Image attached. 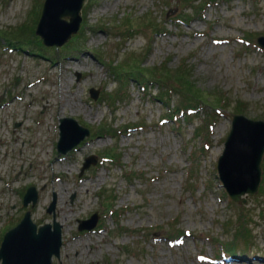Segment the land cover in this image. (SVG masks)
I'll use <instances>...</instances> for the list:
<instances>
[{
    "label": "rangeland",
    "instance_id": "rangeland-1",
    "mask_svg": "<svg viewBox=\"0 0 264 264\" xmlns=\"http://www.w3.org/2000/svg\"><path fill=\"white\" fill-rule=\"evenodd\" d=\"M43 4L44 0H0L2 34L21 27H27L28 34L36 32ZM196 4L206 7L202 19L189 26L180 22L179 27L169 20L173 33L166 35H153V28L142 21L147 14L158 22L178 17L183 10L193 15L183 0H84L78 32L60 46L46 45L44 56L14 49L0 38V245L5 232L31 210L38 226L55 220L62 225L61 256H54L52 264H225L234 254H220L221 259L216 255L242 222L251 228V249L239 252L243 258L234 264H264V194L259 189L244 194L245 202L231 201L217 172L234 116L264 120V49L258 43L264 36V0ZM129 15L135 20L132 25L142 26L130 36ZM243 36L251 44L242 45ZM34 45L32 49H40ZM85 49H90L88 56ZM70 57L84 58L89 66L67 69ZM132 57L143 59L145 68L167 62L173 70L187 60L196 84L223 92L230 100L228 108L209 110L210 119L207 109H201L177 128L164 120L167 110L153 97L157 86L146 93L133 81L128 98L113 104L108 94L117 83L111 74ZM53 62L58 63L55 69L50 67ZM68 77L72 85L65 90L66 100H61L62 79ZM92 88L99 92L97 98L92 97ZM238 102L244 104L241 113L234 112ZM178 103L175 97L172 105ZM66 116L76 118L91 134L59 154L60 119ZM104 124L117 135L95 137ZM134 124L143 127L120 135L119 129ZM14 130L20 138L34 140L29 153L11 150ZM2 139L7 144H1ZM105 147L114 148L118 159L102 162ZM45 151L49 155L43 158ZM8 156L10 163H5ZM87 158L91 164L83 170ZM51 162L57 167L52 169ZM52 180L68 188L65 194L44 188ZM30 186L37 188L39 200L35 206H24ZM101 193L112 194L114 202L104 205ZM53 200L56 205L49 212ZM64 201L70 209L67 219L57 215ZM111 203L117 212L106 214ZM123 207L127 209L122 211ZM96 213L97 226L80 231L79 220ZM184 230L179 241L166 238ZM79 239L81 243L70 245Z\"/></svg>",
    "mask_w": 264,
    "mask_h": 264
},
{
    "label": "water",
    "instance_id": "water-1",
    "mask_svg": "<svg viewBox=\"0 0 264 264\" xmlns=\"http://www.w3.org/2000/svg\"><path fill=\"white\" fill-rule=\"evenodd\" d=\"M84 0H45L36 34L47 46H60L78 32L82 22L80 14ZM64 17H69V20ZM264 48V36L258 39ZM19 82V79L17 80ZM98 91L91 89L92 97L97 98ZM60 139L57 149L66 154L80 144L91 131L81 125L76 118L66 116L60 119ZM264 156V120H254L244 114H236L225 141V149L220 156L217 172L222 186L229 196L237 202H245L244 194H255L262 182V161ZM93 162L96 163V157ZM86 159L83 170L90 166ZM39 192L30 186L24 195V206H35ZM53 200L49 212L55 208ZM99 221L98 214L88 220H79V230H92ZM62 225L54 221L38 226L32 219L31 210H27L22 220L8 230L0 245V264H52L53 257L61 256L63 246Z\"/></svg>",
    "mask_w": 264,
    "mask_h": 264
},
{
    "label": "trees",
    "instance_id": "trees-1",
    "mask_svg": "<svg viewBox=\"0 0 264 264\" xmlns=\"http://www.w3.org/2000/svg\"><path fill=\"white\" fill-rule=\"evenodd\" d=\"M214 1V0H211ZM184 6L188 8L191 7L193 11V15L185 14L183 10L180 15L174 16V21L182 22L183 24H189L190 19L196 17H202L206 7L203 4H196V0H183ZM186 10V8H185ZM176 12V11H175ZM152 14H147L144 17V24L147 27H152L153 35L159 34L162 32V23H158L157 19H153L151 17ZM127 18L131 19V24L128 26L129 36L131 34L137 33V29H141L142 26L132 25V22L135 21L133 16H128ZM3 31H0V38L6 39L9 42L10 46L14 48H21L25 50H38L37 48L32 49L34 44H36L40 50L46 49V45L43 43V39L40 38L39 35L36 34L34 30H30V34L27 33V27L12 29L9 32H5V35L2 34ZM39 36V37H38ZM32 38H35L34 42ZM252 40L243 36L241 39L242 45L251 44ZM37 55L44 56L45 53L36 52ZM133 60H125L123 64H119L114 68L111 76L115 79L117 83V88L112 93L108 94V100H112L113 104L115 101L126 100L129 96V84L131 81L135 85L139 84L143 89V92L149 93V89L155 85L158 88V92L153 96L157 99L167 110L166 116L164 118L165 121L175 122V126L177 128H181L183 125V120L189 121L193 116V113H199L201 109H207L206 112L209 114V119L212 117V114L209 110L217 109L218 107H227L229 104V98L221 91H207L202 89L200 86L196 84V82L192 78V66L189 65L187 60L183 61L179 67L176 69H170L167 62L163 65H159L156 67L145 68V66H141L143 64V59L139 57H132ZM175 97H178V104H173L172 102ZM244 111V104L238 102L235 106L234 112L241 113ZM207 117V118H208ZM264 118V113H263ZM208 120V119H207ZM209 122V121H207ZM208 124V123H207ZM140 124H134L133 127L128 125L125 129H135ZM141 127H143L141 125ZM125 129H119L120 135L121 132ZM197 135L200 134V131H196ZM102 136H110L115 137L117 133H112L107 125L101 126V129L98 132ZM102 162H114L118 159V155L114 148L105 147L104 152L101 154ZM264 181V166H263V176L262 183ZM261 183L260 193L264 194V184ZM226 193V191L224 190ZM101 196L106 198V205L110 200L113 201L112 194L105 195L106 193H101ZM228 195V193H226ZM231 201H234L229 195ZM114 202V201H113ZM114 203L107 205V213H116L117 211L113 209ZM126 207H123L121 210H126ZM103 226V221H101V227ZM187 232H176L175 234H169L168 239L172 240H180L185 236ZM252 235L251 228H249L245 223L239 225L235 236L228 242L222 243L224 250L223 255H232L239 252L246 253L251 249L249 238ZM244 242V247H242L241 242ZM220 258L221 256L218 254L217 256Z\"/></svg>",
    "mask_w": 264,
    "mask_h": 264
},
{
    "label": "bare ground",
    "instance_id": "bare-ground-1",
    "mask_svg": "<svg viewBox=\"0 0 264 264\" xmlns=\"http://www.w3.org/2000/svg\"><path fill=\"white\" fill-rule=\"evenodd\" d=\"M196 2H197V0H196ZM108 8V6H105V8H104V10L105 9H107ZM189 9H191V7H189ZM203 16H204V14H203ZM202 16V17H203ZM202 17H196V18H191L190 19V22H189V24L192 22V21H194L195 19H202ZM169 20H172L175 24H172V25H175V26H177V27H179L180 25H181V23L180 22H176V21H174V18L173 17H171V19H161V20H159V22L158 23H162V32L161 33H159V34H156V36H158V35H166V34H169V33H173L172 32V30H169L168 29V27H169ZM189 24H184L185 26H189ZM104 28V27H103ZM102 29V28H101ZM100 40H101V38H98L96 41L97 42H100ZM151 44V43H150ZM13 47V46H12ZM14 49H19V48H14ZM21 49V48H20ZM25 50V49H24ZM32 53H34V54H36V52H39V53H45V51H43V50H40V49H38V50H30ZM84 55H86V56H88V54H90V49H85L84 51ZM37 55V54H36ZM39 56H41V55H39ZM77 61V62H75V63H73V62H71V61ZM58 65V63H55V62H53V63H51V69H55L56 68V66ZM89 66V64L87 63V61H85L84 60V58L83 59H78V58H74V57H70L69 58V62H67V64L65 65V68H74V69H76V70H81V69H84V68H86V67H88ZM113 77V76H112ZM114 79V78H113ZM115 80V79H114ZM41 81H43V79L41 80ZM72 81H73V79L71 78V77H68V78H64V79H62V83H61V89H60V98H61V100H66V93H65V90L66 89H68L71 85H72ZM106 92V91H105ZM104 92V93H105ZM103 93V92H102ZM104 93L102 94V97H101V101H103L104 102V100L106 99L105 97H104ZM14 103V101L13 100H10V103L9 104H13ZM68 103H70V100L68 99L67 100V103L66 104H68ZM8 104V105H9ZM1 108V107H0ZM63 109H65V106L64 107H62V109H61V111H63ZM62 114H63V112H61L60 113V116H62ZM196 114H198V113H193V115H196ZM23 117L25 116V112L23 113L22 112V114H21ZM167 122H170V121H167ZM172 123H175V122H173L172 121ZM8 124V123H7ZM26 126L27 127H30L31 129L33 128V124L32 123H29V121H26ZM137 126V125H136ZM138 128H141V127H136L135 129H138ZM134 129V130H135ZM132 131V129H125V130H123L122 132H121V136H127V135H129L130 134V132ZM20 134L21 133H19V131H17V130H14V136H13V139H14V142H11L13 145H12V147H11V150L12 151H14V149H19L20 150V152H27V153H29L30 151H31V149H32V147H33V143H34V140H32L30 137H25V138H20ZM95 137H98V136H101L102 137V135L101 134H96V135H94ZM104 137H108V136H104ZM1 144H3V145H5V144H7V142L6 141H4L3 139L1 140ZM58 150V149H57ZM60 154V153H59ZM6 155H8V153H6ZM49 155V152L48 151H45L44 153H43V155H42V157L43 158H46L47 156ZM10 156H8L7 157V159H6V161H5V163H10ZM3 164V163H2ZM50 166L52 167V169L54 168V166L55 167H57V164L55 163V162H51L50 163ZM67 169H69L70 170V168L69 167H66ZM84 185V186H83ZM86 184L85 183H83L82 184V186L83 187H86L85 186ZM44 188H52V190L53 191H57V192H60V194H65V190L67 191L68 190V188H65L64 186H56V184H55V181L54 180H52V181H50V182H48V181H46L45 182V184H44ZM78 189H80L79 187H78ZM65 205H66V203H65V201L58 207V209H57V215L59 216V217H62V218H69L70 217V214H69V208H67V207H65ZM63 224V223H62ZM182 239V238H181ZM81 241H82V239H79V240H75L74 242H72V243H70V245H72V244H74V245H77V242H80L81 243ZM177 241H179V240H177ZM230 241V240H229ZM228 242V241H227ZM222 249L224 250V247L222 246L221 247V253L219 252V255L220 254H222L223 255V251H222ZM54 256H56V255H54ZM218 256V254L216 255V257ZM223 256H226V255H223ZM228 256H230V255H228ZM233 256H235V257H233ZM238 257L239 258H243L242 257V255L240 254V253H236V254H234V255H232V260L233 261H227V262H225V264H234V263H236L237 261L236 260H238ZM217 259H221V257L220 258H218L217 257Z\"/></svg>",
    "mask_w": 264,
    "mask_h": 264
}]
</instances>
